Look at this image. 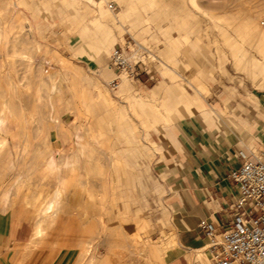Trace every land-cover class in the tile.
Segmentation results:
<instances>
[{
    "label": "rangeland",
    "instance_id": "1",
    "mask_svg": "<svg viewBox=\"0 0 264 264\" xmlns=\"http://www.w3.org/2000/svg\"><path fill=\"white\" fill-rule=\"evenodd\" d=\"M63 1L0 0V22H4L0 24V109L9 105L15 112L0 110V264H76L81 239L91 240V255L111 252L115 260L119 245L130 246L141 264L144 249L151 252L149 264L191 255L178 246L172 226L167 181L173 175L176 149L164 135L163 116L171 114L172 124L192 134L194 120L169 99L156 98L161 112L154 116L148 111L140 119L132 104L140 97L153 102L150 90L161 82L186 96H195L200 88L199 96L218 106L223 126L240 127L236 116L260 111L264 100V0H128L126 4L109 0L114 8L107 3L103 8L120 22L110 49L94 55L82 49L87 41L83 31L96 35L91 18L100 8L76 3L81 11ZM239 26L244 34L236 31ZM30 29L38 49L25 70L13 46L20 51L27 48ZM114 46L140 58L139 81L122 74L117 87L109 84L114 77L108 68ZM5 75L13 83L8 85ZM121 81L130 92L120 91ZM52 83L57 88L48 92ZM98 90L107 100L98 96ZM52 106L55 119L47 120L45 111ZM59 135L68 138L62 142ZM79 147L83 153L78 164L60 165L54 172L48 169L44 151L60 160L75 156ZM57 190L62 191L61 198L54 201ZM52 203L59 225L56 222L49 233L61 244L39 245L25 259L24 246L9 252L11 242L24 241L32 224L51 211ZM165 242L169 246L164 251Z\"/></svg>",
    "mask_w": 264,
    "mask_h": 264
},
{
    "label": "crops",
    "instance_id": "2",
    "mask_svg": "<svg viewBox=\"0 0 264 264\" xmlns=\"http://www.w3.org/2000/svg\"><path fill=\"white\" fill-rule=\"evenodd\" d=\"M262 103L260 111L236 116L240 127L223 126L220 122L225 119L215 114L213 121L200 118L202 123H199L198 119H193L195 134L185 136V129L180 125L170 129L176 163L167 181V200L171 206L175 240L186 252H194L208 244L207 236L199 227L202 220L218 226L231 221L234 213L231 205L238 193L228 174L264 151V100ZM162 159L164 161L166 156ZM207 254L211 264L208 250ZM188 256L173 255L165 263L193 264Z\"/></svg>",
    "mask_w": 264,
    "mask_h": 264
},
{
    "label": "bare ground",
    "instance_id": "3",
    "mask_svg": "<svg viewBox=\"0 0 264 264\" xmlns=\"http://www.w3.org/2000/svg\"><path fill=\"white\" fill-rule=\"evenodd\" d=\"M71 4H75L76 7H78L76 5L77 4H84L85 5H88V4H92V5H96L100 8V12L98 15H95L93 18H91V21L94 23H92L93 26H95V29L97 31L96 35L95 36H92L89 35L88 31L84 30L83 32L86 34V37H87V41L83 43L82 45V49H84L83 51L86 52V54H99L101 53V51H105L107 50L110 46H112L113 44V41H114V33H113V30L114 28L118 27V22H120L118 16H114V17H111V15L109 14V12H107L106 10H104L103 6L106 5L104 3H106L107 0H99V2H96L95 0H69ZM67 1V2H69ZM120 2H122L123 4H126L128 0H119ZM152 1V0H151ZM192 2H195V0H191ZM52 3H57L59 2L60 4H63L64 1L63 0H49V3L51 4ZM69 3V4H70ZM153 3V2H152ZM198 3V2H197ZM29 4V3H27ZM47 4V3H46ZM68 5V4H67ZM129 5V4H128ZM198 5V4H197ZM30 6V4H29ZM83 6V5H82ZM125 6V5H124ZM196 6V5H195ZM52 7V6H51ZM75 7V9H76ZM88 7V6H86ZM96 7V8H98ZM79 8V7H78ZM129 9H131V5H129L128 7ZM47 9V8H46ZM74 9V10H75ZM80 9V8H79ZM89 9V8H88ZM107 9V8H106ZM201 9V8H200ZM77 10V9H76ZM81 10V9H80ZM85 10V9H84ZM97 10V9H96ZM94 10V11H96ZM79 11V10H78ZM77 11V12H78ZM83 11V10H81ZM80 11V12H81ZM130 11V10H129ZM98 12V10H97ZM127 12V11H125ZM131 12H133L131 10ZM96 13V12H95ZM93 13V14H95ZM121 15H124L120 14V19L122 18ZM208 15V14H207ZM206 16V15H205ZM212 17H215V16H212ZM0 18H1V11H0ZM210 19V18H209ZM215 19V18H213ZM4 22H0V24H2ZM87 25H90L87 23ZM120 27V26H119ZM30 28V27H29ZM93 27L91 26V28L89 27V29H92ZM243 28H241L239 26V28L237 27L236 31L237 32H240L242 31ZM30 34H31V37L25 42V45H27V48H25L24 50H18L16 49L14 46V55H18L19 58L17 59V61L23 65L27 70L28 68H30V64H31V58H32V55H33V51L34 49L37 50L38 49V45L37 43L35 42V37L32 32V30L30 29ZM225 33V32H224ZM241 33L244 34V32L242 31ZM184 38L186 37V35L183 36ZM243 38V36H242ZM116 40V39H115ZM243 41V39H242ZM30 45V46H29ZM231 45V44H230ZM235 47V46H234ZM231 48V47H230ZM233 48V47H232ZM238 48H241V47H238ZM81 49V50H82ZM110 49V48H109ZM246 51V50H244ZM92 57V56H91ZM253 60L255 61V59L253 58ZM10 72V71H9ZM5 79L6 81H9L8 82V85L13 83L12 81H10V77L8 75H5ZM54 77H55V74L54 73H51L49 74V78L53 81L54 80ZM26 78V77H25ZM125 78V77H124ZM122 83V81H121ZM120 91L121 92H125L127 89L129 90L130 92V88L127 86V84L125 82H123L120 86ZM15 88V86H14ZM56 84L55 83H52V87L51 88H48V92H50L51 90H54L56 89ZM1 89V87H0ZM165 91L166 95L161 97L162 96V93L161 91ZM151 97L154 99L153 102H147L146 101V97H140V98H135L134 99V103L132 104V108H133V111L136 115L141 116L143 113H147L148 111L154 113V116L156 115V113H160V108H159V105L158 104H155L154 101L156 98L158 99H162L165 100V99H169V101H174V104L175 105H180V107L183 108V111L184 113L186 112L188 114V116L190 115L192 117V119H200V118H204V119H209V121H213V117L216 115H218V108H215L214 106H211L210 104H208L207 102H205L200 96L199 94H201V90L200 88H197V94L195 96H186L184 94V92L181 90H177V88H171V87H168L166 86V84L164 83H159L158 85H156L155 87L151 88ZM210 91V90H209ZM208 91V92H209ZM137 92V91H136ZM135 92V93H136ZM230 92V91H229ZM107 93V92H106ZM134 93V94H135ZM98 96H103L106 100H107V97L106 95L104 94L103 91L101 90H98L97 92ZM128 94V93H127ZM138 94V92H137ZM39 95V93L37 94ZM42 96V95H41ZM39 97V96H38ZM38 99V98H37ZM41 100V99H39ZM247 101V100H246ZM139 107V109H138ZM224 107V106H223ZM164 108V107H162ZM1 110V109H0ZM43 110V109H42ZM171 110V109H169ZM2 112H4L3 114L9 112V113H15L14 112V109L12 107H10L9 105H6L5 107H2ZM20 111V110H19ZM121 111V110H120ZM168 111V110H167ZM1 113V112H0ZM54 113V108L53 106L46 110L45 111V115H46V118H48L47 120H53L55 119L54 115H52ZM122 114V116L125 115V113L123 112H120ZM165 113V112H164ZM19 114V113H18ZM56 114V113H55ZM14 115V114H13ZM37 115V114H36ZM158 116H161L159 114H157ZM170 115L169 114V117L168 116H163V119L165 120L164 122V126L166 128V134L164 133V135H168L169 138H171V131L170 129L173 127V126H176L177 124H172V122L175 120V119H170ZM183 115V114H182ZM172 116V115H171ZM147 117V116H146ZM162 117V116H161ZM173 117V116H172ZM171 117V118H172ZM7 118V117H6ZM37 118V117H36ZM39 118V117H38ZM123 118V117H122ZM217 118V116H216ZM140 119V117H139ZM147 119V118H146ZM182 119V117L180 118ZM186 119V118H185ZM57 120V119H56ZM3 121V120H2ZM177 121V120H176ZM57 122V121H56ZM55 122V123H56ZM238 122V121H237ZM58 123V122H57ZM158 123V120H156L155 124ZM153 125V123H152ZM161 125V124H160ZM65 126V125H64ZM179 126V125H177ZM41 127V126H40ZM43 127V126H42ZM44 128V127H43ZM58 128V127H57ZM155 129L156 126H154ZM25 129V128H23ZM38 129V127H37ZM45 129V128H44ZM66 129V128H65ZM150 130V129H148ZM67 132V131H66ZM77 132V131H76ZM75 132V133H76ZM27 133V132H26ZM64 133V131H63ZM69 133V131L67 132ZM58 134V133H57ZM57 134H55L56 136H58ZM60 135H62L61 133H59ZM183 134L185 136H187L188 132L186 130H183ZM45 135V133H44ZM59 135V139L62 141V142H65L67 140L66 135L64 136H60ZM78 135V134H77ZM147 135L150 136V133L147 132ZM68 136V135H67ZM70 136V135H69ZM74 138V137H73ZM157 139V138H156ZM51 140V139H50ZM158 140V139H157ZM25 141V140H24ZM45 142V140H44ZM153 144H155V141H153ZM26 143V142H25ZM51 144V143H50ZM80 144V143H79ZM27 145V144H26ZM48 145V144H47ZM28 147V146H27ZM82 147V145H81ZM79 147V152L75 153V156H62L60 158V160L56 159L55 156H53L52 152L50 150H46L44 151V154H45V163L48 167V169L52 172H54L56 169L59 168L60 165H64V167L66 168H71L73 167L75 164H78L80 162V157H81V154L83 153L82 152V148ZM156 149H158V147L156 146ZM52 150V149H51ZM164 151V150H163ZM1 156V154H0ZM2 157V156H1ZM43 157V156H42ZM104 157V156H103ZM163 155L160 159V161H163ZM102 159V158H101ZM108 159V158H107ZM1 160V159H0ZM111 160V159H110ZM104 162V160H102ZM33 162H36V161H33ZM32 162V164H33ZM1 164V163H0ZM36 164V163H35ZM41 164V163H40ZM31 165V164H30ZM32 167V166H31ZM159 167V166H158ZM34 168V167H33ZM1 170V169H0ZM48 171V170H47ZM56 174V173H55ZM99 184V183H98ZM62 190V189H61ZM6 191V190H5ZM61 193L62 191L60 190H57L55 195H54V201L58 200L59 198H61ZM53 198V196H52ZM38 200V199H36ZM12 204V203H11ZM39 205V204H38ZM41 205V204H40ZM54 205L55 203H52L51 205H49L48 208H51V211L47 214H45L43 217L41 216L40 219L38 220H34L33 224H32V229L30 230V232H26L27 233V238L24 240V241H21L20 238H18V240H13L11 242V245H9L10 249L8 248L7 250L9 252H11V250L13 249H18L19 247L21 248L22 246H24V258L26 256H28V254L34 250L35 248H37L39 245H48V243H52V244H56V243H59L60 242V239H53L51 240V233H49V229L54 226V224L57 222V219L58 218V211L54 209ZM36 206V205H35ZM36 208V207H35ZM37 208L39 209V206H37ZM64 208V207H63ZM47 209V208H46ZM45 209H43V212H44ZM19 211V210H18ZM35 212V211H34ZM41 212V211H40ZM22 213V212H21ZM35 214V213H34ZM22 215V214H21ZM18 217V216H17ZM22 216H19V219L18 221L21 223L22 222V219L20 218ZM36 218V217H35ZM60 221V220H58ZM19 223V224H20ZM61 223V222H60ZM56 225H59L58 222L56 223ZM20 227V226H19ZM59 228V227H57ZM64 228V227H63ZM54 229V228H53ZM52 230V229H51ZM57 230V229H56ZM55 231V229H54ZM64 230H61V232H63ZM60 232V233H61ZM65 232V231H64ZM53 233V232H52ZM56 233V231H55ZM59 233V234H60ZM122 233V232H121ZM51 235V236H50ZM58 236V235H57ZM60 237V236H59ZM118 238V237H117ZM62 241V240H61ZM65 241V240H64ZM61 244V242H60ZM91 240H84V239H81L79 240V242L77 243V245L80 247L79 249V254L77 256L78 259V263H82L81 261L84 259V258H88V261H87V264H141L138 262V260H135L136 256L135 255V252L133 249H131L130 246H124V245H119L121 251L118 252V253H114V255L116 256L117 260L114 259V256L112 255L113 253L109 252L107 253L106 255H103V256H97V255H91ZM169 244V242H165L164 243V247L162 249H165L169 246L167 245ZM163 245V244H162ZM5 246V245H4ZM49 246V245H48ZM65 246V245H64ZM117 246V245H116ZM160 246V245H159ZM41 247V246H39ZM207 245L199 248V249H196L194 252H191L192 254L189 255V259H191L194 263H201V264H210L209 262V257H208V254H207ZM51 248V247H50ZM173 248V246H172ZM23 249V248H22ZM61 249V248H60ZM171 249V247H170ZM55 250V249H54ZM150 251H148L147 249H144V253L142 254L145 258V261L142 263V264H149V262L152 260L151 257H150V254H149ZM98 253V252H97ZM151 253V252H150ZM73 256V253H70L68 255V258H67V262H69V260L72 258ZM129 257L131 259V263H129L126 258ZM77 258V257H76ZM129 259V260H130ZM22 260V259H21ZM76 260V259H74ZM19 262V261H18ZM76 262V264H78ZM152 263V262H150ZM19 264V263H18ZM21 264V263H20ZM75 264V263H74ZM85 264V263H83Z\"/></svg>",
    "mask_w": 264,
    "mask_h": 264
},
{
    "label": "built area",
    "instance_id": "4",
    "mask_svg": "<svg viewBox=\"0 0 264 264\" xmlns=\"http://www.w3.org/2000/svg\"><path fill=\"white\" fill-rule=\"evenodd\" d=\"M106 3L114 8L112 1ZM141 64L124 47L114 46L108 62L114 77L109 84L117 87L122 74L139 81ZM228 177L238 193L231 205V221L221 226L205 219L199 223L208 238L211 264H264V151L231 170Z\"/></svg>",
    "mask_w": 264,
    "mask_h": 264
}]
</instances>
